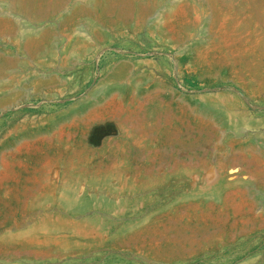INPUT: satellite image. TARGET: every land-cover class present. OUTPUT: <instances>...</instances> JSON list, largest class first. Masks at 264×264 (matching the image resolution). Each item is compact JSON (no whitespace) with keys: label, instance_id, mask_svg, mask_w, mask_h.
<instances>
[{"label":"rangeland","instance_id":"1","mask_svg":"<svg viewBox=\"0 0 264 264\" xmlns=\"http://www.w3.org/2000/svg\"><path fill=\"white\" fill-rule=\"evenodd\" d=\"M0 264H264V0H0Z\"/></svg>","mask_w":264,"mask_h":264},{"label":"bare ground","instance_id":"2","mask_svg":"<svg viewBox=\"0 0 264 264\" xmlns=\"http://www.w3.org/2000/svg\"><path fill=\"white\" fill-rule=\"evenodd\" d=\"M229 119V118H228Z\"/></svg>","mask_w":264,"mask_h":264}]
</instances>
